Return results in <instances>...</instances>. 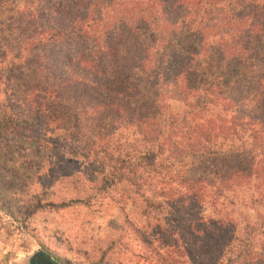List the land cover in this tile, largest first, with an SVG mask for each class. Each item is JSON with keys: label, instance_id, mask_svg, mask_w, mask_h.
<instances>
[{"label": "trees", "instance_id": "1", "mask_svg": "<svg viewBox=\"0 0 264 264\" xmlns=\"http://www.w3.org/2000/svg\"><path fill=\"white\" fill-rule=\"evenodd\" d=\"M16 14L0 27L3 62L13 59L22 77L57 76L55 85L26 90L24 107L50 128L57 121L38 94L83 97L81 118L114 132L88 138L90 157L119 184L147 192V219L180 224V248L197 264L202 252L209 264H263L264 244L252 236L264 219L243 227L252 241L240 240L226 195L250 189V205L264 206V0H39L26 17L44 23L33 33L12 25ZM16 32L24 37L13 50ZM245 70L247 83L224 95L219 84L242 80ZM171 102L187 111L170 113ZM219 142L240 143L251 162L214 170L210 184L187 176L191 160H216Z\"/></svg>", "mask_w": 264, "mask_h": 264}, {"label": "rangeland", "instance_id": "2", "mask_svg": "<svg viewBox=\"0 0 264 264\" xmlns=\"http://www.w3.org/2000/svg\"><path fill=\"white\" fill-rule=\"evenodd\" d=\"M36 1L39 0H0V27L11 25L7 19L14 11L18 15L14 16L12 25L33 33L44 25L41 19L33 26L31 21H26ZM19 34L16 32L7 43L13 50L24 37ZM3 47L6 48L5 42L0 38L3 83H0V239L6 250L13 254L21 252L25 257L42 250L65 264H197L191 252L180 248L185 243L180 224L164 221L163 217L161 222L147 219V192L137 195L136 186L119 184L90 157L88 138L97 133L109 136L114 132L81 118L84 98L73 95L54 102L38 94L41 97L37 100L38 106L50 110V117L57 121L50 128L44 126L34 111L25 108L31 104L25 92L55 85L57 76L35 75L29 70H24L25 77L20 76V67L13 59L9 58L6 65L3 62ZM31 55L36 58L38 54L31 52ZM249 76V70H245L242 80L223 81L219 87L224 95L233 96ZM131 77L138 79L134 74ZM167 105L170 113L181 115L187 111L180 103ZM130 131L121 130L117 134L128 138ZM219 143L221 154L216 160H191L185 171L187 176L210 184L214 170L251 162L247 150L241 152L246 148L240 143ZM232 147L240 155H228ZM69 149L79 156H72ZM253 193L250 189H241L227 194L228 200L234 203L228 204V208L242 225L240 240H255L263 245L264 229L251 235L252 240L243 231L248 223H258V228L263 224L264 206L249 203ZM147 223L151 225L147 227ZM170 246L174 248L169 250ZM260 256L264 258V253ZM195 257L202 264L211 262V256L203 252ZM242 263L246 260L238 261Z\"/></svg>", "mask_w": 264, "mask_h": 264}, {"label": "crops", "instance_id": "3", "mask_svg": "<svg viewBox=\"0 0 264 264\" xmlns=\"http://www.w3.org/2000/svg\"><path fill=\"white\" fill-rule=\"evenodd\" d=\"M2 232H0L1 234ZM10 250H6L5 243L0 239V264H27L36 252L24 256L21 252L16 251V254L10 253ZM24 256V257H23Z\"/></svg>", "mask_w": 264, "mask_h": 264}, {"label": "flooded vegetation", "instance_id": "4", "mask_svg": "<svg viewBox=\"0 0 264 264\" xmlns=\"http://www.w3.org/2000/svg\"><path fill=\"white\" fill-rule=\"evenodd\" d=\"M27 264H65L54 258L50 253L37 250L36 253L28 259Z\"/></svg>", "mask_w": 264, "mask_h": 264}]
</instances>
